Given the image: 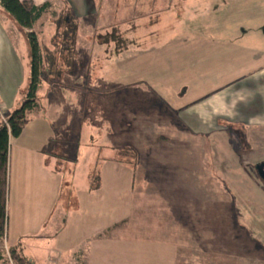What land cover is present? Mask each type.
<instances>
[{
    "label": "rangeland",
    "instance_id": "obj_1",
    "mask_svg": "<svg viewBox=\"0 0 264 264\" xmlns=\"http://www.w3.org/2000/svg\"><path fill=\"white\" fill-rule=\"evenodd\" d=\"M49 1V12L32 31L43 60V88L60 83L64 88L103 91L129 83L158 90L162 85L172 108L217 91L232 98L236 87L248 85L258 67L253 61L264 63V41L257 38L264 35V0ZM65 19L76 25L73 47ZM112 26L134 43L124 54L110 56L113 44H106L103 36ZM13 40L25 57L18 34ZM88 64L90 77L85 75ZM169 74H174L172 81L159 77ZM98 94L87 99H97L98 104L105 98ZM102 110L97 118L103 122ZM224 132L227 143L214 161L221 165L223 186L205 167L200 175L196 166L201 150L186 161L193 164L187 177L184 171L170 172L169 156L156 152L153 175L143 182L136 174L128 218L72 253L41 264H264V180L256 171L264 163V150L248 145L246 128L227 125ZM66 183L60 202L71 207L74 199ZM8 250L3 237L1 264H10Z\"/></svg>",
    "mask_w": 264,
    "mask_h": 264
},
{
    "label": "crops",
    "instance_id": "obj_2",
    "mask_svg": "<svg viewBox=\"0 0 264 264\" xmlns=\"http://www.w3.org/2000/svg\"><path fill=\"white\" fill-rule=\"evenodd\" d=\"M20 1L36 6L50 3ZM39 20L32 30H23L0 12V106L4 113L23 101L31 77L25 33L32 32ZM14 33L21 38L25 57L17 50ZM257 38L264 41V35ZM253 62L258 67L249 75L248 85L236 87L232 98L223 90L187 103L177 102L172 108L165 102L170 95L162 85L156 90V86L146 89L124 83L115 90L100 91L64 88L60 83L43 88L40 84L37 107L28 115L21 135L9 143L6 246L19 244L31 264L47 263L51 257L66 256L86 240L123 222L130 214L136 174L143 182L153 175L151 171L158 167L157 153L169 156L170 172L184 171L187 177L192 175L193 164L186 161L191 162L193 153L201 150V163L196 166L200 175L206 168L220 184L221 165L214 161L227 143V125L248 129V145L264 150V63ZM90 69L88 64L85 75L89 77ZM172 75L159 77L172 81ZM170 87L174 88L171 83ZM174 90L179 92V88ZM97 94L105 97L98 104L97 99H87ZM246 97L251 99L245 101ZM102 109L103 122L97 118ZM123 147H132L137 153L135 171L114 160L115 150ZM96 175L99 187L92 190L90 178ZM65 183L74 199L71 207L60 202Z\"/></svg>",
    "mask_w": 264,
    "mask_h": 264
},
{
    "label": "trees",
    "instance_id": "obj_3",
    "mask_svg": "<svg viewBox=\"0 0 264 264\" xmlns=\"http://www.w3.org/2000/svg\"><path fill=\"white\" fill-rule=\"evenodd\" d=\"M51 4L49 2L36 6L31 1L0 0V9L5 12L16 25L23 30H32L33 25L47 12ZM66 25L71 26L67 23ZM76 25L70 27V41L72 47L76 41ZM31 58V77L25 90L24 98L20 106L9 113H4L3 120L0 119V240L6 236L7 229V201H8V167H9V143L10 139L21 135L22 130L28 122V115L37 107V91L40 86L41 65L43 63L41 51L33 32L25 33ZM67 38V36L65 35ZM106 44H113L110 51L120 55L134 43L124 38V34L118 26H112L110 32L104 34ZM64 41V40H63ZM65 42V41H64ZM114 160L128 165L135 171L138 155L131 147H123L115 150ZM90 187L96 190L99 187V176L90 178ZM8 258L13 264H31L24 257L19 244L9 248ZM3 255L0 254V264L3 263ZM5 262V261H4Z\"/></svg>",
    "mask_w": 264,
    "mask_h": 264
},
{
    "label": "water",
    "instance_id": "obj_4",
    "mask_svg": "<svg viewBox=\"0 0 264 264\" xmlns=\"http://www.w3.org/2000/svg\"><path fill=\"white\" fill-rule=\"evenodd\" d=\"M256 171L258 173L259 178L264 180V163H260L256 166Z\"/></svg>",
    "mask_w": 264,
    "mask_h": 264
},
{
    "label": "built area",
    "instance_id": "obj_5",
    "mask_svg": "<svg viewBox=\"0 0 264 264\" xmlns=\"http://www.w3.org/2000/svg\"><path fill=\"white\" fill-rule=\"evenodd\" d=\"M3 118H4V111H3L2 107L0 106V119L3 120ZM7 253H8V252H7ZM8 261H9L10 264H13V263L11 262V260H9V258H8Z\"/></svg>",
    "mask_w": 264,
    "mask_h": 264
}]
</instances>
